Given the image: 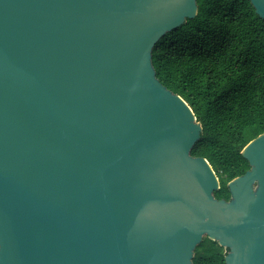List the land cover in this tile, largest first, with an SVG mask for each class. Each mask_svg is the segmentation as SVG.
Segmentation results:
<instances>
[{
  "label": "water",
  "instance_id": "95a60500",
  "mask_svg": "<svg viewBox=\"0 0 264 264\" xmlns=\"http://www.w3.org/2000/svg\"><path fill=\"white\" fill-rule=\"evenodd\" d=\"M264 18V0H249ZM197 0H0V264H264V132L228 182L155 43Z\"/></svg>",
  "mask_w": 264,
  "mask_h": 264
},
{
  "label": "trees",
  "instance_id": "16d2710c",
  "mask_svg": "<svg viewBox=\"0 0 264 264\" xmlns=\"http://www.w3.org/2000/svg\"><path fill=\"white\" fill-rule=\"evenodd\" d=\"M156 77L201 124L190 153L207 159L229 200L228 182L250 168L242 149L264 132V18L249 0H197V12L152 49ZM193 264H225L228 248L205 236Z\"/></svg>",
  "mask_w": 264,
  "mask_h": 264
},
{
  "label": "rangeland",
  "instance_id": "374dc122",
  "mask_svg": "<svg viewBox=\"0 0 264 264\" xmlns=\"http://www.w3.org/2000/svg\"><path fill=\"white\" fill-rule=\"evenodd\" d=\"M202 241H206L205 236L203 237ZM193 256H194V254H193Z\"/></svg>",
  "mask_w": 264,
  "mask_h": 264
}]
</instances>
